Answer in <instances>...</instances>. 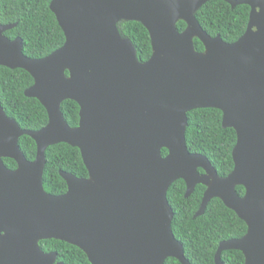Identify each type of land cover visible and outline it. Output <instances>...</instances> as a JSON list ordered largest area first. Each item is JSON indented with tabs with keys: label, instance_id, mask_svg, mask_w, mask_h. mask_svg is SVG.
<instances>
[{
	"label": "water",
	"instance_id": "1",
	"mask_svg": "<svg viewBox=\"0 0 264 264\" xmlns=\"http://www.w3.org/2000/svg\"><path fill=\"white\" fill-rule=\"evenodd\" d=\"M210 1L52 0L66 42L43 59L27 57L21 38L5 36L15 25L0 24V66L33 77L25 96L49 117L39 131L22 130L0 104V264H63L40 248L51 239L78 247L90 264L169 258L191 264L172 230L168 192L179 180L185 198L206 187L195 218L218 198L247 225L244 237L220 243L216 264H224L226 251H240L245 264H264V0H223L251 9L234 44L210 37L198 23L196 13ZM123 21L149 32L148 62L122 36ZM180 21L187 24L183 32ZM195 38L204 52L196 51ZM67 100L80 107L77 128L64 120ZM197 109L221 111L222 127L237 134L234 170L226 178L187 148L188 113ZM23 136L37 145L34 161L20 149ZM61 143L80 150L89 177L61 171L68 190L54 196L43 183L46 152Z\"/></svg>",
	"mask_w": 264,
	"mask_h": 264
},
{
	"label": "trees",
	"instance_id": "2",
	"mask_svg": "<svg viewBox=\"0 0 264 264\" xmlns=\"http://www.w3.org/2000/svg\"><path fill=\"white\" fill-rule=\"evenodd\" d=\"M51 1L0 0V24L15 25L6 31L5 36L11 41L21 38L23 52L31 59H43L62 48L66 42L63 30L50 9ZM250 12L247 5L233 8L226 1L213 0L196 13V19L210 37L219 35L225 43L234 44L245 34ZM118 27L122 36L132 41L138 60L141 63L148 62L153 50L147 29L135 21L120 22ZM186 28L184 21L178 23L180 32ZM194 46L197 52L205 51L199 39H194ZM33 85L34 79L27 71L0 66V104L6 115L27 131H39L49 122L44 106L37 99L25 96L26 90ZM61 111L71 128L79 126L80 107L76 102L65 101ZM222 116L217 109H197L188 113L185 136L189 152L206 157L218 175L226 178L234 170L232 152L237 144V134L232 128L222 127ZM19 145L27 160L36 159L37 145L31 137H21ZM162 154L166 157L168 151L163 150ZM3 161L10 170L18 167L12 159ZM61 171L78 178L89 177L80 150L65 143L52 146L46 152L43 183L46 192L51 195L60 196L68 190L67 183L60 176ZM205 191L206 187L198 185L194 193L185 198L186 184L179 180L168 192V201L174 212L172 230L184 247L185 258L191 264H216L215 255L220 243L240 239L248 230L246 223L218 198L209 203L202 216L195 218ZM237 192L243 197L244 187L238 186ZM39 245L46 254L56 253L57 262L90 264L81 249L66 242L51 239L43 240ZM221 258L224 264H245V257L240 251H226ZM165 264L181 263L175 258H169Z\"/></svg>",
	"mask_w": 264,
	"mask_h": 264
}]
</instances>
